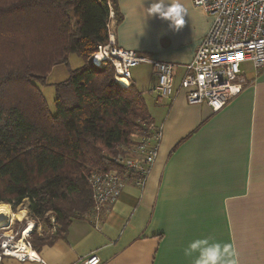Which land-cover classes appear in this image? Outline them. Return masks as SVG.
<instances>
[{
    "label": "crops",
    "instance_id": "obj_1",
    "mask_svg": "<svg viewBox=\"0 0 264 264\" xmlns=\"http://www.w3.org/2000/svg\"><path fill=\"white\" fill-rule=\"evenodd\" d=\"M152 2L118 0L122 21L114 28L119 47L175 66L172 99L158 98L152 66L133 69L123 81L142 92L162 130L145 188L131 181L99 225L74 221L36 252L41 261L4 258L2 264H81L93 254L101 264H194L198 253L184 250L205 237L230 244L236 264H264V68L244 63L247 84L221 111L190 105L181 81L212 18L191 0H169L186 9L177 29L147 15Z\"/></svg>",
    "mask_w": 264,
    "mask_h": 264
},
{
    "label": "trees",
    "instance_id": "obj_2",
    "mask_svg": "<svg viewBox=\"0 0 264 264\" xmlns=\"http://www.w3.org/2000/svg\"><path fill=\"white\" fill-rule=\"evenodd\" d=\"M111 8L116 26L118 0H0V203L16 212L29 201L36 252L87 219L92 172H120V149L152 134L138 87L91 62L108 43ZM74 53L83 65L55 85L53 114L38 84Z\"/></svg>",
    "mask_w": 264,
    "mask_h": 264
},
{
    "label": "built area",
    "instance_id": "obj_3",
    "mask_svg": "<svg viewBox=\"0 0 264 264\" xmlns=\"http://www.w3.org/2000/svg\"><path fill=\"white\" fill-rule=\"evenodd\" d=\"M196 8L205 10L212 18L208 34L198 47L180 87L186 91L190 105L207 104L213 112L221 111L244 90L247 80L242 65L253 64L259 70L264 68V0H191ZM115 16L111 8L107 24L108 43L99 46L91 57L97 67L112 65L115 80L123 86L122 80L132 77V70L140 65L152 66L157 78L155 91L160 100L172 99L175 66L158 61L148 55L119 47L115 41ZM150 136H138L127 148L120 149L114 158L120 164V172L94 171L89 177L93 208L87 218L99 225L103 215L117 202L127 185L133 181L145 188L148 177L159 155L162 130L151 125ZM121 148V146H118ZM1 233V232H0ZM0 234V263L4 258L19 261L38 260L36 251L27 238L25 244L34 251L19 252V241L10 236L3 240ZM3 240V241H2ZM17 255H14V253ZM81 264H101L93 254Z\"/></svg>",
    "mask_w": 264,
    "mask_h": 264
},
{
    "label": "clouds",
    "instance_id": "obj_4",
    "mask_svg": "<svg viewBox=\"0 0 264 264\" xmlns=\"http://www.w3.org/2000/svg\"><path fill=\"white\" fill-rule=\"evenodd\" d=\"M147 15H157L167 19L175 28H180L184 24L186 9L178 2L170 3L169 0H153L146 9ZM198 253L194 259V264H236L235 253L230 244L213 242L211 237L197 238L191 240L184 250L186 256Z\"/></svg>",
    "mask_w": 264,
    "mask_h": 264
},
{
    "label": "rangeland",
    "instance_id": "obj_5",
    "mask_svg": "<svg viewBox=\"0 0 264 264\" xmlns=\"http://www.w3.org/2000/svg\"><path fill=\"white\" fill-rule=\"evenodd\" d=\"M82 65H83L82 58L78 54H75V53L71 54L70 64L59 65V67H57V69H55L53 71L52 75H50L49 78H47V81L45 84H38V86L40 87V89L42 90V92L46 98V101L48 103L50 111L53 114L56 113V108H55L56 89H55V85L57 83H61V82L68 79L70 69H77V68L81 67ZM140 66H143V65H140ZM121 82H122V84H124L123 81H121ZM9 207H10L11 212L16 216L12 219L11 222H7L5 224H2L3 226H0V232H1L0 234L2 235L1 238H3V240H8V238L10 236H14V237H16L15 242H17L19 240H23L26 237L27 240L31 242V234L35 230L36 223L29 216V209H28L29 208V201L26 200L20 206H18L16 212L13 211L11 205H9ZM22 213H23L24 217L17 218V216L19 214H22ZM30 223L34 224V228L30 233L25 235L26 229L29 227ZM53 230L51 231V234L55 233V231H53ZM38 232H42L41 227L38 228ZM18 234H19V236H18ZM31 252H33V251L31 250Z\"/></svg>",
    "mask_w": 264,
    "mask_h": 264
},
{
    "label": "bare ground",
    "instance_id": "obj_6",
    "mask_svg": "<svg viewBox=\"0 0 264 264\" xmlns=\"http://www.w3.org/2000/svg\"><path fill=\"white\" fill-rule=\"evenodd\" d=\"M122 81L127 82L125 80H122ZM15 216L16 215H14L11 212L9 205L0 203V226H3L2 224H5L7 222H11L12 219ZM21 217H24L23 216V213L22 214H19L17 216V218H21ZM33 228H34V224L33 223H30L29 227L26 229L25 235H27L28 233H30L33 230ZM23 240H20V242H19V247H20L19 252H21V251H27V252H30L32 256H35L34 251L32 250L33 252H31L30 248H28V246L25 245V243H24ZM14 255H17V253L15 252Z\"/></svg>",
    "mask_w": 264,
    "mask_h": 264
}]
</instances>
